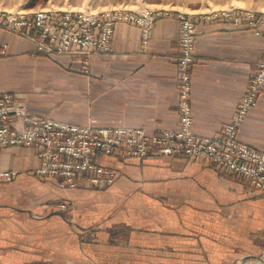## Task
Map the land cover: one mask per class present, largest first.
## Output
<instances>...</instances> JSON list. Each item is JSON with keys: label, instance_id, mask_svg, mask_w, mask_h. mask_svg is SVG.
Segmentation results:
<instances>
[{"label": "crops", "instance_id": "1", "mask_svg": "<svg viewBox=\"0 0 264 264\" xmlns=\"http://www.w3.org/2000/svg\"><path fill=\"white\" fill-rule=\"evenodd\" d=\"M27 1L20 3L21 10L31 12L34 7H26ZM39 1L43 4L46 0ZM189 2L194 8L187 9L195 12L232 4L254 8V0ZM162 4L167 5L165 2ZM172 10L156 19L148 48L144 51L139 49V28L126 22L117 23L111 51L91 56L88 75L34 58L31 41L22 35L27 30L0 25V40L9 43L5 56L0 57V90L11 76L29 77L36 85L45 81L46 84L51 83L46 95L33 99L28 95L29 109L39 115L80 125L134 126L147 131L174 128L178 123L175 81L179 25L175 13L178 8L172 7ZM195 36L191 63L192 129L200 135H211L229 120L239 101L248 74L264 51V34L233 27L227 19L221 18L199 21ZM62 57L67 58L64 61L67 65L77 66L80 62L76 56ZM6 91L26 92L24 89ZM238 139L264 151V89L258 104L242 123ZM94 160L115 169V181L104 191L83 188L67 191L33 173L38 161L32 149L22 146L3 148L0 151V169L15 170L17 175L9 184L0 183V244H8L10 240L33 244L40 240L37 234H49L48 244L51 238H56L59 249L64 244L65 256H75L80 254L82 246H76L72 240L79 232L96 230L99 239L101 237L100 243L108 244L113 240L109 233L122 228L128 230V243L146 247L154 242L163 249L171 245L173 250L182 248L181 243L184 246L179 238L182 236L178 235L184 232V228L198 231L208 230L210 225H223L220 233L231 221V233L241 234L248 228L254 236V219H258L260 210H264L263 195L254 191L246 181L220 176L202 160L184 156L154 155L140 159L102 154ZM124 196L145 197L149 203L156 202V208L163 213L159 218L158 231L151 233V242L147 241L141 228L116 224L110 207L104 208L99 203ZM61 197L73 201L67 202L72 204L73 212L57 214L50 210L51 205L56 204L54 200ZM30 212H42L44 217L35 220ZM63 213L72 214L74 219L66 221ZM179 215L185 218V225L175 222ZM196 237L200 235L196 234ZM67 242L69 247H66ZM210 243V238L206 239L205 245L209 249ZM244 245L254 249V238ZM108 247L107 257L115 259L116 252L109 251ZM28 250V254L20 252L15 259H5L14 264L45 257L38 256L30 248ZM162 251L156 250L158 253ZM205 255L209 257V254ZM194 256L200 257L198 254ZM93 259L87 260L93 264Z\"/></svg>", "mask_w": 264, "mask_h": 264}, {"label": "built area", "instance_id": "2", "mask_svg": "<svg viewBox=\"0 0 264 264\" xmlns=\"http://www.w3.org/2000/svg\"><path fill=\"white\" fill-rule=\"evenodd\" d=\"M168 10L106 8L100 11L36 9L0 10V25L39 34L37 49L45 54H67L79 58L84 72L89 71L94 54L111 51L115 25L126 22L139 28V49L148 48L154 21ZM179 25L177 65V129L146 131L141 127H103L40 116L31 112L19 93L0 90V146L31 148L39 161L34 173L61 189L84 185L98 189L112 184L114 171L97 164L99 154L145 158L154 155H185L207 162L220 173H232L264 194V151L257 150L237 137L239 120L255 104L264 86V52L248 78L236 111L220 130L200 135L190 129L191 63L195 52V28L199 21L227 19L236 28L264 34V11L254 8L225 7L205 12L176 11ZM8 49L0 42V56ZM38 49V50H39ZM16 115L11 118V115ZM17 120L19 123H16ZM13 172V171H12ZM13 173L0 169V178ZM64 208L65 204L58 205Z\"/></svg>", "mask_w": 264, "mask_h": 264}, {"label": "rangeland", "instance_id": "3", "mask_svg": "<svg viewBox=\"0 0 264 264\" xmlns=\"http://www.w3.org/2000/svg\"><path fill=\"white\" fill-rule=\"evenodd\" d=\"M22 1L24 2L25 0H0V10H2V11H16V10H18L19 11V10H21L20 3ZM189 1L190 0H46L45 3L41 4L40 3L41 1H39V0H28L26 2L25 6L26 7L32 6V7H34V10H36V9H46V10L47 9H58L57 7H65V8H59L58 10H89V11H100L101 9H106V8L140 9L143 7H147L150 9L168 10V12L164 13L163 15L168 14L171 11H173L172 7H177L178 10H175V13H176V11L195 13V11H190L189 9H187V7L194 8V7H191L192 5H189V3H190ZM164 2L167 5L162 4ZM173 4H175L176 6H174ZM231 6L239 7V8H243V9L252 8V7H240L238 5H233V4L229 5L227 7H231ZM220 8H225V7H220ZM216 9H218V8H216ZM254 9L264 11V0H254ZM261 9H263V10H261ZM209 10H212V8ZM209 10L207 9V11H209ZM135 26H137V25H135ZM151 29H152V27H151ZM26 30L27 31L22 33V35L24 37H28V39L31 41V43H32V50L31 51H32V55H34L33 56L34 58L41 59L43 61H48L49 63L55 62V63L61 65L62 67L65 66L64 68H66L68 70L75 71V72L77 71L78 73H83L86 75H88L90 73V64H89V71L84 72V70L81 67L80 62H78L79 64L77 66H75L74 64H71V63H69L67 65L64 62L67 58H63L62 56H65L67 54H61L60 55V54L54 53L51 55H47V54H45L44 50H40L39 48H38L39 49L38 50L37 49V46H38L37 42L39 40V34L33 29H26ZM114 31H115V28H114ZM113 35H114V32H113ZM112 40H113V38H112ZM0 42H7V41L6 40H0ZM8 49H9V43H8ZM8 49H7V51H8ZM5 54L3 56H5ZM261 55H260V57H261ZM3 56H0V57H3ZM67 56H69V55H67ZM260 57L256 61L254 67L250 70V72L248 74V78H249L250 74L253 71H255L257 63L260 60ZM69 59L71 60V58H69ZM72 62H74V61H72ZM176 68H177V65H176ZM190 72H191V70H190ZM248 78H247L244 90L248 86ZM46 83L47 82L45 81V82L41 83V85H36L35 82L33 81V78H29V77L28 78H25V77L24 78H22V77L16 78L15 76H11L7 81L4 82L1 89L2 90H16V89L26 90V92H20V91H10V92H13L16 94L17 93L22 94V95H20V97L25 100L26 106L29 109V107L27 105L28 95H30V98H32V99L38 98L39 96L46 95L50 91L48 88L50 87L49 84H51V83H49V84H46ZM175 89H176V93H177V103L176 104H178L177 77H176V81H175ZM263 89H264V86L262 87V89L260 90L258 95L256 96L255 104L248 110L245 117H243L241 120H239L238 125H237L238 133H239V130L242 126V123L247 119L251 110L258 104ZM244 90H243V92H244ZM242 95H243V93H242ZM240 99H241V97H240ZM240 99H239V101H240ZM191 100H192V74H191V93H190V98H189V106H190V111H191L190 112V115H191L190 129L193 131V129H192L193 114H192V108H191ZM239 101L234 106L231 115H233L234 112L236 111V108L239 104ZM31 112H33V111H31ZM33 113H35V112H33ZM176 113H177V105H176ZM35 114H37V113H35ZM15 115H16V113H13L11 115V118H13ZM37 115H39V114H37ZM231 115H230V117H231ZM40 116H44V115H40ZM58 120H61V119H58ZM15 122L19 123L17 120H15ZM226 123H224V124H226ZM103 127H106V126H103ZM178 127H179V123H177L176 127L167 128V129H177ZM237 137H238V135H237ZM6 147H14V146H0V151ZM99 155H101V154H99ZM108 156H113V155H108ZM114 156H116V155H114ZM169 156H171V155H168V156L159 155V157H169ZM176 156H184L186 158H189L185 155H176ZM95 157H94V159H95ZM97 164H99V163H97ZM103 166H105V165H103ZM105 167H109V166H105ZM109 168H111V167H109ZM111 169L114 171V174H115V177L113 180V182H114L116 179V170L113 168H111ZM213 169L220 176H233L235 178L241 179L232 173H220L215 168H213ZM3 171H8L10 173H13L14 175H11L10 179H8V180L1 177L0 183L9 184L10 181H12L13 178L17 175V171H15V170L4 169ZM33 173H34V170H33ZM249 186L251 188H253L254 191L263 195L262 197H264L263 193H260L253 186H251V185H249ZM78 188L92 189V190H103L104 191L108 188V186L105 188H102V189H98L96 187L88 188V187H84V185H79L76 187L67 188V189H63V190L68 191V190L78 189ZM54 202L56 204L51 205L50 210L56 211L55 213H57V214H60V213L62 214V212H68V211L73 212L74 211L72 204L69 205L67 203V202H71V201H68V199H63L61 197L60 199L57 198L56 200H54ZM62 203L65 204L64 208H60L58 206ZM71 203H73V201ZM99 203H101L104 206V208H106V206L110 207V214H111V210H112V212H114L113 218H114V221L116 222V224H122V225L127 224L130 226L134 225L137 227L134 229L141 228L142 232L146 235V239L148 242L152 241V240H150V238H153V235H152L153 232H155V231L157 232L158 231L157 228L160 227L159 218H161V215H163V213L158 208H156V206H157V204H155L156 202L154 203V201L153 202L150 201V203H149V201H147V199L145 197L124 196V197L115 198V199L109 198V199L101 200V201H99ZM30 214H32V217L35 218V220L43 219L42 217H44V214L42 212H30ZM63 214L64 215H62V216L63 217L65 216L64 218H66V221H72L74 219L72 214H70V213L69 214L63 213ZM124 216H125V218H124ZM184 216H185V214H184ZM184 219H185L184 217H180V215H179V217L175 219V222L176 223L180 222L181 224L183 223V225H185L183 222ZM227 222H226V224H228V223L229 224L226 225V230H224L220 233H219L220 229L223 230V228H224L223 225H220V226L210 225V228H208V230H198V231L191 230L189 228H184L183 229L184 232L178 234V235L182 236V238L181 237H179V238H180V240H182L184 246H182V243H181L180 247H182V248L177 249V247L176 248L173 247L174 248L173 250H171V247H172L171 245H169V246H167V248L163 249L160 246L155 245L154 242H152L149 246H146V247L139 245L137 243L134 244L133 242L128 243V239H127L128 238V230H124L122 228L115 229L114 233H112V232L109 233V237L113 238V240L110 241L111 243H108V244L100 243L101 237L99 239V236L95 233L96 230L82 231V232H79L77 235H75L74 239L72 240L73 242H75L74 244H76V246H80V247L82 246L81 250H79L80 254H76L75 256H72L70 254H68V256H65V253L63 252L65 250L64 244L61 245V247L59 249L57 246L59 244V241L56 240V238H51V243L48 244L50 242L49 234L46 236H43V235H40V233H39V234H37V236L40 239L38 241L39 243L34 241L33 244L21 243V242L19 244V243H16L15 240H10L8 244H0V264L10 263V260H7V259H15L16 256L20 252H22L24 254H28L27 253V251H29L28 248H30L31 251L34 250L35 252H37L38 256H42V257L45 256V257L40 258L39 259L40 261L39 260L34 261V262L28 261L30 263H28L27 261H24V262H17L14 264H91V262L88 260L92 259L93 257H94V259L92 260V261H94L93 264H264V233H263L264 232V210H260V215L258 214V219L257 218L254 219V225H255L254 236L252 235L250 230H247L248 228H246L245 231H243L241 234H237L234 232L231 233V229H230V227H231L230 222L231 221H229L228 223ZM69 225H71V224H69ZM188 226H190V224H188ZM223 232H225V233L222 234ZM72 234L74 235V233H72ZM196 234L200 235V237H196ZM53 236H54V233L51 234V237H53ZM43 237H45V238H43ZM208 238H210V242H211L209 244L210 249L208 247H206V245H205L206 239H208ZM251 238L252 239L254 238V241L256 243V246H254V249H251L248 246L244 245V242L248 241ZM79 244H81V245H79ZM107 245L109 246L108 247L109 251L113 250L116 252L115 259H112V257H109V256H108L109 258L107 257V255H108V252L106 249ZM69 246H70V243L67 242L66 247H69ZM156 250H163V251H162V253H160V252L158 253V252H156ZM174 251H177V252H174ZM124 253H127V254H124ZM195 254L200 255V257L194 256ZM205 254H209V257ZM204 256H205V258H203ZM5 258H7V259H5ZM5 262H8V263H5ZM10 264H13V263H10Z\"/></svg>", "mask_w": 264, "mask_h": 264}, {"label": "bare ground", "instance_id": "4", "mask_svg": "<svg viewBox=\"0 0 264 264\" xmlns=\"http://www.w3.org/2000/svg\"><path fill=\"white\" fill-rule=\"evenodd\" d=\"M59 9V8H58Z\"/></svg>", "mask_w": 264, "mask_h": 264}]
</instances>
